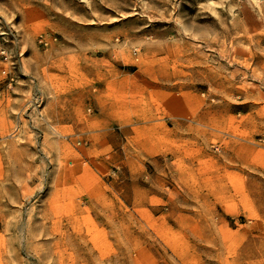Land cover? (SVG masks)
Returning <instances> with one entry per match:
<instances>
[{
    "label": "rangeland",
    "instance_id": "obj_1",
    "mask_svg": "<svg viewBox=\"0 0 264 264\" xmlns=\"http://www.w3.org/2000/svg\"><path fill=\"white\" fill-rule=\"evenodd\" d=\"M0 264H264V0H0Z\"/></svg>",
    "mask_w": 264,
    "mask_h": 264
},
{
    "label": "built area",
    "instance_id": "obj_2",
    "mask_svg": "<svg viewBox=\"0 0 264 264\" xmlns=\"http://www.w3.org/2000/svg\"><path fill=\"white\" fill-rule=\"evenodd\" d=\"M40 42L45 44V45H48L49 44V35L48 34L47 35L42 34L40 36Z\"/></svg>",
    "mask_w": 264,
    "mask_h": 264
}]
</instances>
